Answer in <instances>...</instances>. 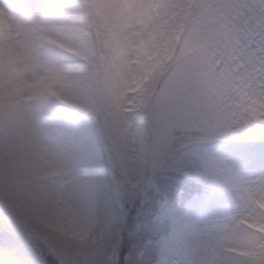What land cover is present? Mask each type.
Wrapping results in <instances>:
<instances>
[{
    "label": "snow or ice",
    "instance_id": "snow-or-ice-1",
    "mask_svg": "<svg viewBox=\"0 0 264 264\" xmlns=\"http://www.w3.org/2000/svg\"><path fill=\"white\" fill-rule=\"evenodd\" d=\"M0 264H264V0H0Z\"/></svg>",
    "mask_w": 264,
    "mask_h": 264
}]
</instances>
